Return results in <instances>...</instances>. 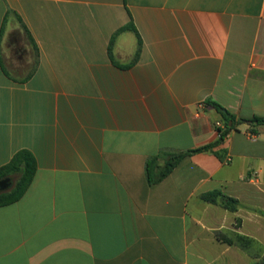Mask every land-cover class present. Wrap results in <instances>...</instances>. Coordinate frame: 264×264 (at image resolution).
Segmentation results:
<instances>
[{
  "label": "crops",
  "instance_id": "obj_1",
  "mask_svg": "<svg viewBox=\"0 0 264 264\" xmlns=\"http://www.w3.org/2000/svg\"><path fill=\"white\" fill-rule=\"evenodd\" d=\"M132 23L140 39L119 28ZM232 119L221 142L215 122ZM264 0H0V264L264 258ZM248 133L254 134V137ZM216 143V144H215ZM214 144L149 183L146 162ZM238 201L230 212L202 195ZM257 247V249H256Z\"/></svg>",
  "mask_w": 264,
  "mask_h": 264
},
{
  "label": "trees",
  "instance_id": "obj_2",
  "mask_svg": "<svg viewBox=\"0 0 264 264\" xmlns=\"http://www.w3.org/2000/svg\"><path fill=\"white\" fill-rule=\"evenodd\" d=\"M123 31H131L136 35L137 41H138V46H137V51H136V57H137L139 54V48L141 44H140L139 36L132 23H128L124 25L123 27L119 28L111 36L109 44H108L109 57L111 56L110 47L112 45V42L114 41V38L120 32H123ZM210 104L218 112L221 113L223 111L222 107L218 105L217 103L210 102ZM221 115L224 120L223 123H224L225 129L219 136L216 143L221 142L224 136L226 135L227 131L231 128V125L228 124L229 121H231L232 123V119L229 115H227V113L225 114L221 113ZM255 122L263 123L264 119L255 118ZM213 145L214 144H208V145H205V146H202V147L190 150V151L170 154L167 160L164 162V165H162L161 167H159L157 164L158 157L157 156L152 157L146 162V165H145V171L147 174L148 182L154 183V182L160 181L178 164V162L182 158L192 153L208 151L212 148ZM35 166L36 165H35V160L33 156L27 151H20L12 157V159L10 160L8 164H6L3 167H0V180L6 177H9L11 174H15V173L19 174L17 180L15 181L14 185L9 191L0 192V206L12 204L21 198V196L25 193V191L27 190L32 180V176L35 171ZM202 199L210 203H217V200H219L218 204L222 208L230 212H234L238 206V201L236 199L224 196L218 191H213V192L203 194ZM256 264H261V263H256Z\"/></svg>",
  "mask_w": 264,
  "mask_h": 264
},
{
  "label": "rangeland",
  "instance_id": "obj_3",
  "mask_svg": "<svg viewBox=\"0 0 264 264\" xmlns=\"http://www.w3.org/2000/svg\"><path fill=\"white\" fill-rule=\"evenodd\" d=\"M19 174L18 173H15V174H11L8 178H9V181L10 182L7 187H5L4 189H1L0 192H6V191H9L12 186L14 185L15 181L17 180ZM257 249V247H256ZM257 256H259L257 250H255V264L256 263H261V264H264V258H257Z\"/></svg>",
  "mask_w": 264,
  "mask_h": 264
},
{
  "label": "built area",
  "instance_id": "obj_4",
  "mask_svg": "<svg viewBox=\"0 0 264 264\" xmlns=\"http://www.w3.org/2000/svg\"><path fill=\"white\" fill-rule=\"evenodd\" d=\"M214 126H215V129L217 132V136L219 138V136L221 135V133L225 129L224 123L217 121V122H215ZM248 134H249V136L254 137V134H252V133H248Z\"/></svg>",
  "mask_w": 264,
  "mask_h": 264
},
{
  "label": "water",
  "instance_id": "obj_5",
  "mask_svg": "<svg viewBox=\"0 0 264 264\" xmlns=\"http://www.w3.org/2000/svg\"><path fill=\"white\" fill-rule=\"evenodd\" d=\"M223 113L225 114L224 111H223ZM228 124L230 125V122H229ZM8 181H9V178L6 177V178L0 180V184H5V183H7Z\"/></svg>",
  "mask_w": 264,
  "mask_h": 264
},
{
  "label": "flooded vegetation",
  "instance_id": "obj_6",
  "mask_svg": "<svg viewBox=\"0 0 264 264\" xmlns=\"http://www.w3.org/2000/svg\"><path fill=\"white\" fill-rule=\"evenodd\" d=\"M10 182H7L5 184H0V190L1 189H4L5 187H7V185L9 184Z\"/></svg>",
  "mask_w": 264,
  "mask_h": 264
}]
</instances>
